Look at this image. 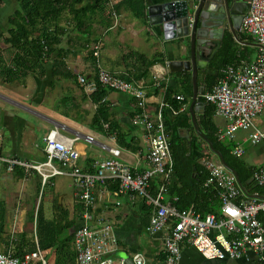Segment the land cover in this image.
<instances>
[{
    "label": "crops",
    "instance_id": "1",
    "mask_svg": "<svg viewBox=\"0 0 264 264\" xmlns=\"http://www.w3.org/2000/svg\"><path fill=\"white\" fill-rule=\"evenodd\" d=\"M143 1L144 8L137 11L139 17H134L128 9H121L117 16L115 15L116 19L111 28H105L104 24L107 20H104L102 14H97L94 23L90 22L88 25L91 27L93 24L92 34L82 35L79 40V37L72 32L70 37L64 38L61 49L69 52L65 61L73 75H82L86 79H90L92 82L89 83H94L96 88L98 86L92 80L94 68L91 58L96 46L100 47L103 67L115 76L121 75L120 73L129 64L132 69L136 64L135 55L138 53L151 60L155 58L157 63L150 71L151 83H146L143 80L135 84L142 85L147 91L146 110L150 120L156 123L163 122L167 130V121L175 120L177 110L166 101V90L168 87H172L176 88L178 92L185 93L189 85L188 78L192 77L193 82V73L170 72L164 48L167 41L164 39L162 28L163 13L158 10L149 12V10L157 9V5H161L163 0ZM166 1L172 2V0ZM251 2L252 0H244L245 5L242 6V10L247 13L244 18L250 12ZM110 7L112 9L111 5ZM20 10L21 6L18 0H0V48L5 52L9 49L7 40L11 38L15 29L13 21ZM241 27L242 24L234 33L228 26L224 31V37L227 33L233 36L238 46L237 60L254 58L258 52L257 46L249 36L242 32ZM79 41L87 45L89 49H76L74 45H80ZM223 43L224 39L213 54V59L222 48ZM56 57L57 55L52 61H47V71L43 78L33 75L26 81L9 82L0 74V130L4 136L0 157L15 159L30 166H41L46 162V154L43 150L44 137L55 129H60L61 133L68 137H73L74 132L79 131L95 137L98 143L95 146L87 145L82 141L76 144L80 154L78 165L83 171L93 173L97 163L110 158V153L103 151L100 147V145L106 144L112 148L121 149V161L135 172L143 173L148 168V163L145 159V131L134 122V118L139 112L137 101L125 94L104 87L107 96L103 100V104H107L110 109V121L114 122L116 130L121 131L124 136L126 147L123 148L118 144L117 138H112V134L108 133L110 131H106L105 128L99 130L94 124L101 102L94 103L87 88L85 87L86 91H84L77 82L55 77L53 61ZM123 59L125 63L122 62ZM211 62L208 63L209 68ZM209 74L215 73L209 71ZM202 76L203 74H200L199 97L205 95H203V89L206 78L203 82ZM177 97L172 96L173 99H177ZM177 100L183 101L184 99ZM201 109L205 110V107L199 108L198 106L195 112L199 128V118L203 114ZM217 117L219 124L227 123L225 118L219 115ZM255 126L257 127V125ZM62 127H65L66 130H62ZM189 131L192 130H181L180 135L191 141L193 135ZM249 134L250 132L247 131H239L237 138L233 141L245 150L246 160L251 166L264 164V141L252 144L248 139ZM94 154L99 157H93ZM69 180L72 182L70 186L74 188V192L70 196L67 193L61 194L59 205L69 211L68 218L75 224L66 230L63 229L67 225L59 229L61 225L59 224L57 234L59 233L64 239L73 238L74 240L76 232L81 226L82 217L77 215L78 204H80L79 189L74 186L72 179L66 175L51 178L47 181L45 189L43 176L37 171L29 170L23 166H16L10 170L5 162L0 161V201L3 202L7 210L8 227L12 240L26 230L30 215L36 213L35 219L37 218L38 206L43 199H46L53 209L54 202L57 201L56 197L60 194L59 191L64 189V185ZM111 191L113 189L109 185V191H106L104 197L98 202L96 216L99 219L109 220L114 227L118 239L115 256L128 260L141 253L145 255L150 264H164L163 239L150 235L147 230L151 217L150 207L141 196L123 195L118 199L112 195ZM47 218L51 219V216ZM65 232H68L66 237L63 236ZM33 236L38 244L39 239L37 233L35 237V226L34 235L31 234L32 238ZM40 238L43 240V232L40 234ZM5 250V241L0 236V252L4 253ZM256 260L257 255L253 251H249L243 259L211 261L204 259L194 248L184 246L180 264H255ZM48 264H54V259L52 258Z\"/></svg>",
    "mask_w": 264,
    "mask_h": 264
},
{
    "label": "built area",
    "instance_id": "2",
    "mask_svg": "<svg viewBox=\"0 0 264 264\" xmlns=\"http://www.w3.org/2000/svg\"><path fill=\"white\" fill-rule=\"evenodd\" d=\"M109 2L111 6L117 3L116 0ZM242 30L257 46V55L236 59L228 65L223 71L222 82L204 97L215 107L216 114L227 120L219 130L221 139L235 140L239 131H247L250 132L249 141L257 144L264 141V129H259L254 123V118L264 112V0H252L250 12L242 22ZM94 57L98 82L138 103L139 112L134 122L145 131L148 168L143 173L135 172L121 161V149L103 144L100 147L110 153V158L97 163L93 173H87L78 165L80 154L76 144L82 141L95 146L98 144L95 137L79 131L68 137L60 129L52 130L44 137L47 161L41 166L0 157L10 170L23 166L38 171L44 183L56 176L66 175L72 179L79 189V202L85 208L74 240L78 264H130L126 258L114 254L118 239L112 223L96 216L98 202L109 191L111 182L118 184V189L111 191L118 199L123 195L141 196L150 207L147 230L150 235L163 239L167 253L165 264H180L184 246L194 248L204 259L211 261L243 259L253 251L257 255L255 264H264V226L258 218L260 213H264V199L245 200L236 177L205 142L208 156L201 163L208 172V179L204 187L218 189L220 207L215 213L199 212L194 205L182 210L178 197L173 196L170 190L175 167L170 137L163 122L150 120L146 110V89L107 71L101 62L99 46L94 49ZM79 81L90 93L96 91L95 84L89 83L92 81L84 76H79ZM105 129L109 131V126ZM62 130L66 128L62 127ZM2 143L0 131V149ZM232 153L240 158L245 150L237 145ZM253 181L264 188V166L253 173ZM39 259L43 260L41 254ZM132 261L133 264H149L141 253L134 255ZM0 264L31 263L30 258L23 260L11 253L0 252Z\"/></svg>",
    "mask_w": 264,
    "mask_h": 264
},
{
    "label": "trees",
    "instance_id": "3",
    "mask_svg": "<svg viewBox=\"0 0 264 264\" xmlns=\"http://www.w3.org/2000/svg\"><path fill=\"white\" fill-rule=\"evenodd\" d=\"M18 1L21 10L13 21L15 29L11 38L7 40L9 49L5 52V50L0 48V74L2 77L9 82L26 81L33 75L43 78L47 71V61H52L57 55L53 61L55 77L77 82L84 91L86 89L80 83L79 76L73 75L68 69L65 58L69 52L61 49L64 38L70 37L72 32L79 37V40L82 35L92 34L93 24L91 27H88V25L90 22L94 23L97 14H102L104 20H107L104 24L105 28H111L116 19L115 13L118 14L121 9H128L134 17H139L137 11L142 10L145 6L143 0H121L112 5V9L111 7L109 8V0ZM79 43L80 45L78 46L74 45L76 49H89L84 43L80 41ZM46 48L48 49L47 51ZM237 49L238 46L233 36L229 33L225 34L223 46L210 64V72L215 74H209L206 77L203 95L211 92L214 86L222 82L224 77L223 69L238 58ZM130 50L134 51L133 49ZM91 56L94 68L92 80L97 83L98 88L95 92L90 93V96L94 103L99 104L101 102L94 124L97 125L96 128L99 130H103L106 125H109L110 132L108 133L115 136L118 144L124 148L126 147L124 136L121 131L116 130L114 122L110 121V109L107 104H103L107 91L98 82L94 52ZM135 56L136 64L133 65L132 69L129 64L120 73L121 75H117L131 83H139L143 80L146 83H151L150 71L156 65V59L151 60L139 53ZM122 62L125 63V60L123 59ZM87 80L90 81V79ZM188 83L185 93L183 91L178 92L176 88L168 87L165 95L166 101L177 110L175 120L167 121V132L170 136L171 150L175 162L174 177L170 190L173 196L178 197L179 207L182 210L194 205L199 212L215 213L220 207L219 191L216 188L206 189L204 187L208 179V172L204 169L201 161L208 156L206 153L207 148L204 145L205 141L194 130L190 112V105L194 95L192 77L188 78ZM175 95L183 96L184 100L173 99L172 96L177 97ZM198 103L199 108L205 107V110L201 109L203 114H199L200 128L211 141L214 148L222 153L229 166L238 172L242 183L245 185L244 199L250 202L254 195H259L264 199V188L253 181V173L258 168L251 166L247 162L245 154L240 158L233 155L232 152L237 146L233 140L220 138L219 130L223 125L218 122L215 107L208 104L203 96L199 97ZM181 130L193 131L191 141L180 135ZM47 181L44 183L45 189ZM110 187L116 190L118 189V184L111 182ZM78 206L77 215L81 218L85 208L81 204H78ZM68 213L69 211L65 207L55 201L51 219H48L43 214V231L40 230L42 215L38 211L37 218L35 219V214L30 215L26 230L12 240L8 227L7 210L3 202L0 201V236L6 244L4 253H11L13 256L23 260L30 258L31 264H45V262L48 264L52 258L54 259V264H78L74 246L75 237L74 240L73 238L64 239L59 233L57 234L59 224H61L59 229L67 225L63 230L75 224L73 220H69ZM258 218L264 226V213H260ZM35 220L39 244L36 243L34 236L33 238L31 237V234L34 235ZM42 232L43 240L40 238ZM39 253L43 254V260L39 259ZM35 260L37 261L35 262ZM166 261L167 253L165 251L164 264Z\"/></svg>",
    "mask_w": 264,
    "mask_h": 264
},
{
    "label": "water",
    "instance_id": "4",
    "mask_svg": "<svg viewBox=\"0 0 264 264\" xmlns=\"http://www.w3.org/2000/svg\"><path fill=\"white\" fill-rule=\"evenodd\" d=\"M157 9L163 13L162 28L166 51L167 67L172 73H193L194 95L190 111L198 135L208 143L210 149L222 160L224 166L236 177L240 189L245 193L238 172L233 169L221 152L199 128L196 120L201 89L200 74H207L208 63L224 39V31L229 26L235 33L247 14L242 10L244 0H163ZM215 45V46H214ZM192 134V131H189ZM253 198H262L254 195ZM61 201V199H60ZM133 264L132 259H128Z\"/></svg>",
    "mask_w": 264,
    "mask_h": 264
},
{
    "label": "rangeland",
    "instance_id": "5",
    "mask_svg": "<svg viewBox=\"0 0 264 264\" xmlns=\"http://www.w3.org/2000/svg\"><path fill=\"white\" fill-rule=\"evenodd\" d=\"M254 123L255 125H257V127L259 129H264V112H262L261 114H259L256 118H254ZM79 143V142H78ZM98 151V150H97ZM93 157H99L98 155L94 154ZM262 166H264V164L261 165H255V167H257L258 169H260ZM70 185H72V182L69 180L65 185H64V189H62L60 192V194L57 195L56 199L58 201L59 204V198L62 197L61 194L67 193L68 196H70V194L72 192H74V188H72ZM44 189V188H43ZM47 194V191H46ZM44 196V193H43ZM81 204V203H80ZM82 205V204H81ZM83 206V205H82ZM38 211L41 213L42 215V220H41V226H40V230L43 231V214L45 215V217H50L53 214V209L51 204L47 203L46 199H43V201L39 204L38 206ZM36 215V213H35ZM38 215V214H37ZM82 224V223H81ZM36 233L39 239V235L37 232V228H36V220H35V237H36ZM68 235V232L64 233V237H66ZM39 242V240H38ZM37 243V242H36ZM39 244V243H38ZM40 254V253H39Z\"/></svg>",
    "mask_w": 264,
    "mask_h": 264
},
{
    "label": "flooded vegetation",
    "instance_id": "6",
    "mask_svg": "<svg viewBox=\"0 0 264 264\" xmlns=\"http://www.w3.org/2000/svg\"><path fill=\"white\" fill-rule=\"evenodd\" d=\"M241 29H242V27H241ZM242 32H243V30H242ZM244 33V32H243ZM245 34V33H244ZM203 72L201 73V74H203V76H202V81L204 82V80H205V78L208 76V74H209V71H210V69H209V67H207V69H206V71H207V74H204V69L202 70Z\"/></svg>",
    "mask_w": 264,
    "mask_h": 264
}]
</instances>
